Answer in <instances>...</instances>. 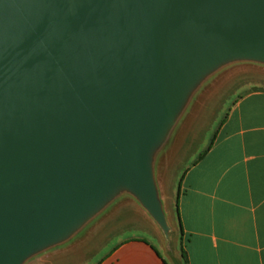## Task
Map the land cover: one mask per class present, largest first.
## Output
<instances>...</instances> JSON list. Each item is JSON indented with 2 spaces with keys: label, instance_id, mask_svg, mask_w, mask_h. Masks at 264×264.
<instances>
[{
  "label": "water",
  "instance_id": "95a60500",
  "mask_svg": "<svg viewBox=\"0 0 264 264\" xmlns=\"http://www.w3.org/2000/svg\"><path fill=\"white\" fill-rule=\"evenodd\" d=\"M233 60L264 63V0H0V264L125 189L167 234L153 152Z\"/></svg>",
  "mask_w": 264,
  "mask_h": 264
},
{
  "label": "crops",
  "instance_id": "0c3cea01",
  "mask_svg": "<svg viewBox=\"0 0 264 264\" xmlns=\"http://www.w3.org/2000/svg\"><path fill=\"white\" fill-rule=\"evenodd\" d=\"M176 202L186 264H264V91L232 106L208 149L181 174ZM170 262L147 240L128 238L97 264Z\"/></svg>",
  "mask_w": 264,
  "mask_h": 264
},
{
  "label": "rangeland",
  "instance_id": "374dc122",
  "mask_svg": "<svg viewBox=\"0 0 264 264\" xmlns=\"http://www.w3.org/2000/svg\"><path fill=\"white\" fill-rule=\"evenodd\" d=\"M257 91H264V63L233 60L213 70L189 93L152 155L153 179L166 216L167 234L134 194L120 190L67 237L34 253L23 264H97L128 238L147 240L169 257L170 264H179L176 254L182 245L176 199L181 174L208 149L232 106Z\"/></svg>",
  "mask_w": 264,
  "mask_h": 264
},
{
  "label": "trees",
  "instance_id": "16d2710c",
  "mask_svg": "<svg viewBox=\"0 0 264 264\" xmlns=\"http://www.w3.org/2000/svg\"><path fill=\"white\" fill-rule=\"evenodd\" d=\"M176 214L178 215V203L176 202ZM178 218V217H177ZM182 226L180 225V233H182ZM181 256H182V259L185 261V264L187 262V256H186V253L184 252V250L181 251Z\"/></svg>",
  "mask_w": 264,
  "mask_h": 264
}]
</instances>
